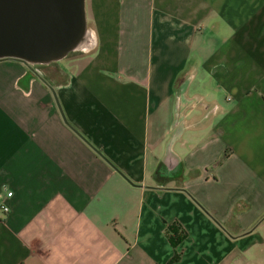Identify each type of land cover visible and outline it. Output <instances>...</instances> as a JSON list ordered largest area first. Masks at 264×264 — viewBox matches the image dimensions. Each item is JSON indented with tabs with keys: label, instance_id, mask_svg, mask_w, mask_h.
Returning <instances> with one entry per match:
<instances>
[{
	"label": "crops",
	"instance_id": "obj_1",
	"mask_svg": "<svg viewBox=\"0 0 264 264\" xmlns=\"http://www.w3.org/2000/svg\"><path fill=\"white\" fill-rule=\"evenodd\" d=\"M84 17L87 49L0 59V264H166L171 221L169 264H261L264 0Z\"/></svg>",
	"mask_w": 264,
	"mask_h": 264
},
{
	"label": "water",
	"instance_id": "obj_2",
	"mask_svg": "<svg viewBox=\"0 0 264 264\" xmlns=\"http://www.w3.org/2000/svg\"><path fill=\"white\" fill-rule=\"evenodd\" d=\"M84 29V0H0V59H58Z\"/></svg>",
	"mask_w": 264,
	"mask_h": 264
},
{
	"label": "trees",
	"instance_id": "obj_3",
	"mask_svg": "<svg viewBox=\"0 0 264 264\" xmlns=\"http://www.w3.org/2000/svg\"><path fill=\"white\" fill-rule=\"evenodd\" d=\"M166 235L173 250L171 257L166 262V264H169L179 257V253L175 250V246L184 237L185 232L176 221H171L166 224Z\"/></svg>",
	"mask_w": 264,
	"mask_h": 264
},
{
	"label": "bare ground",
	"instance_id": "obj_4",
	"mask_svg": "<svg viewBox=\"0 0 264 264\" xmlns=\"http://www.w3.org/2000/svg\"><path fill=\"white\" fill-rule=\"evenodd\" d=\"M92 42V35L88 28H85L79 41L74 45L71 50H85Z\"/></svg>",
	"mask_w": 264,
	"mask_h": 264
},
{
	"label": "rangeland",
	"instance_id": "obj_5",
	"mask_svg": "<svg viewBox=\"0 0 264 264\" xmlns=\"http://www.w3.org/2000/svg\"><path fill=\"white\" fill-rule=\"evenodd\" d=\"M88 27V25H87V23H85V28H87ZM78 52V50H68L67 52H66V54L64 55V56H62L63 58H67V57H70V56H72L73 54H75V53H77ZM231 222H232V219L230 218V220H229V222H227V221H220V224H221V226L223 227V228H225V229H227V230H229L230 228V225H231ZM262 254H264V250H263V252H261ZM256 260L257 259H264V255L263 256H260V255H254L253 256ZM257 257H259V258H257ZM261 264H264V260H263V262L261 263Z\"/></svg>",
	"mask_w": 264,
	"mask_h": 264
},
{
	"label": "built area",
	"instance_id": "obj_6",
	"mask_svg": "<svg viewBox=\"0 0 264 264\" xmlns=\"http://www.w3.org/2000/svg\"><path fill=\"white\" fill-rule=\"evenodd\" d=\"M10 193H11L10 190H6V191L4 192V196H9ZM7 211H8V206H7V204L4 202L3 199H0V218H1L2 216H4L5 213H6Z\"/></svg>",
	"mask_w": 264,
	"mask_h": 264
}]
</instances>
